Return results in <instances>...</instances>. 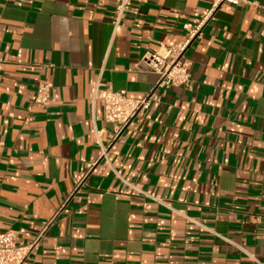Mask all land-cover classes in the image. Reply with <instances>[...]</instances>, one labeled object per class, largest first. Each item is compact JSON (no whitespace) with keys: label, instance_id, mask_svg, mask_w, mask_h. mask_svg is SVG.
Listing matches in <instances>:
<instances>
[{"label":"crops","instance_id":"obj_1","mask_svg":"<svg viewBox=\"0 0 264 264\" xmlns=\"http://www.w3.org/2000/svg\"><path fill=\"white\" fill-rule=\"evenodd\" d=\"M118 1L0 0V231L55 218L23 264H264V0L218 7L191 85L121 131L96 89L143 98L142 56L215 0H132L115 25Z\"/></svg>","mask_w":264,"mask_h":264},{"label":"built area","instance_id":"obj_2","mask_svg":"<svg viewBox=\"0 0 264 264\" xmlns=\"http://www.w3.org/2000/svg\"><path fill=\"white\" fill-rule=\"evenodd\" d=\"M132 0H119L116 8L114 24L118 25L128 13ZM247 0H215L201 20L197 23H185V35L179 42L166 41L155 51L146 52L140 59L138 66L143 71L153 72L158 78L152 90L143 98H132L125 90L111 88H97L92 100L99 101L102 106L103 118L107 122L115 123L118 131L126 128L130 122L142 111L148 109L159 89L171 87H189L192 76L182 63L184 55L190 45L200 38L204 25L208 22L215 10L223 4L242 5ZM264 11V1L259 3ZM264 36V26L261 30ZM34 102L47 107L53 102V83L41 82L36 88ZM54 219L43 221L38 236L30 243H20L19 233L15 231H0V264H23L31 252L38 248L40 241L53 224Z\"/></svg>","mask_w":264,"mask_h":264}]
</instances>
